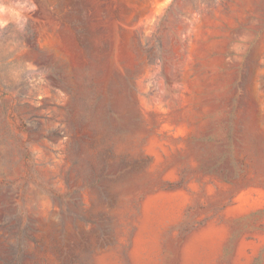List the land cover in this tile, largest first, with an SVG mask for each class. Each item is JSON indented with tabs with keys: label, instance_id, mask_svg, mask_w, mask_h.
<instances>
[{
	"label": "rangeland",
	"instance_id": "rangeland-1",
	"mask_svg": "<svg viewBox=\"0 0 264 264\" xmlns=\"http://www.w3.org/2000/svg\"><path fill=\"white\" fill-rule=\"evenodd\" d=\"M21 222L26 264H264V0H0V264Z\"/></svg>",
	"mask_w": 264,
	"mask_h": 264
},
{
	"label": "trees",
	"instance_id": "trees-1",
	"mask_svg": "<svg viewBox=\"0 0 264 264\" xmlns=\"http://www.w3.org/2000/svg\"><path fill=\"white\" fill-rule=\"evenodd\" d=\"M105 162L100 160L97 165L93 166V171L96 170V166H100L99 168H103L105 166ZM102 170V169H101ZM13 239L15 240V244L11 245V249L14 251L13 255L9 259H2L1 261L3 264H26V246L27 240L30 237L27 234V226L23 222H21L18 227L15 235H12ZM34 264H40L39 262H35Z\"/></svg>",
	"mask_w": 264,
	"mask_h": 264
}]
</instances>
